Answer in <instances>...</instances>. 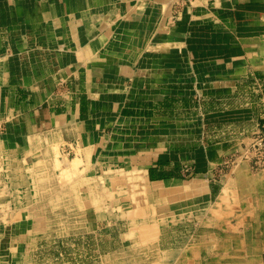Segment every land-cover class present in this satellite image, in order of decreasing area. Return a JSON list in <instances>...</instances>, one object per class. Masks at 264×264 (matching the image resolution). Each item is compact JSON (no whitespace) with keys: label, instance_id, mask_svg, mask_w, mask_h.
<instances>
[{"label":"crops","instance_id":"0c3cea01","mask_svg":"<svg viewBox=\"0 0 264 264\" xmlns=\"http://www.w3.org/2000/svg\"><path fill=\"white\" fill-rule=\"evenodd\" d=\"M174 2L0 0V151L83 160L90 225L125 204L119 171L162 211L213 200L222 158L264 124V0ZM11 229L0 264H31L29 222Z\"/></svg>","mask_w":264,"mask_h":264},{"label":"rangeland","instance_id":"374dc122","mask_svg":"<svg viewBox=\"0 0 264 264\" xmlns=\"http://www.w3.org/2000/svg\"><path fill=\"white\" fill-rule=\"evenodd\" d=\"M192 1L196 0H175L173 5L191 6ZM247 137L233 143L214 170L220 195L213 200L200 199L180 211H162L148 201L142 184L136 179L131 183V174L119 171L121 179L110 180L109 198L122 192L117 186L130 178L120 197L125 204L110 206L92 225L85 221L82 207L74 205L78 197L84 198L85 178L92 176L85 174L83 160L55 147L53 163L28 166L0 151V229L6 224L10 232L15 220L29 222L31 264H183L185 258L177 261V256L187 246L195 249L188 264L198 260L209 264L213 258L226 264L227 251L216 255L215 244L224 243L231 232L250 257L261 254L264 259V124ZM94 171L96 184L102 186L99 171H106ZM105 176L114 174L109 171ZM238 193L241 202L236 204Z\"/></svg>","mask_w":264,"mask_h":264},{"label":"bare ground","instance_id":"6f19581e","mask_svg":"<svg viewBox=\"0 0 264 264\" xmlns=\"http://www.w3.org/2000/svg\"><path fill=\"white\" fill-rule=\"evenodd\" d=\"M14 162V161H13ZM15 173V171H14ZM241 175V174H240ZM18 176V174H17ZM248 176V175H247ZM260 176V175H259ZM20 178V177H19ZM236 179V178H235ZM241 179V178H240ZM239 179V180H240ZM248 179V178H247ZM251 179V178H250ZM20 180V179H19ZM243 180V179H242ZM4 181V180H3ZM21 181V180H20ZM17 182V181H16ZM22 182V181H21ZM5 183V182H4ZM246 183V182H245ZM22 184V183H21ZM263 184V183H262ZM247 186V185H246ZM229 187V186H228ZM256 187V186H255ZM17 188V187H16ZM246 188V187H244ZM34 189V188H33ZM259 189V187H258ZM15 190V188H14ZM141 190V189H140ZM260 190V189H259ZM255 191V190H254ZM20 192V191H19ZM247 192V191H246ZM141 193V192H140ZM252 193V192H251ZM16 194V193H15ZM38 194V192H37ZM253 195V194H252ZM23 197V196H22ZM38 197V196H37ZM145 197V196H144ZM262 198V197H261ZM21 200V199H20ZM220 200V199H219ZM259 200V199H258ZM18 201V200H17ZM37 201V200H36ZM261 201V200H260ZM240 201L239 193L236 194V201L235 203L238 204ZM213 203V202H212ZM264 205V202H262ZM221 205V204H220ZM229 206V204H227ZM248 205V203H247ZM261 206V205H260ZM154 207V206H153ZM212 207V206H211ZM237 207V206H236ZM235 207V208H236ZM251 207V206H249ZM209 208V207H208ZM211 209V208H210ZM154 210V209H153ZM214 209H212L213 211ZM219 211V210H218ZM248 212V211H247ZM154 213V212H153ZM151 214V213H150ZM157 214V213H156ZM231 212L228 214V216H231ZM154 216V215H153ZM163 217V216H162ZM202 217V216H201ZM203 218V217H202ZM225 219V218H223ZM153 220V219H152ZM213 220V219H212ZM230 220V218H229ZM207 221V220H206ZM222 221V220H221ZM208 222V221H207ZM153 223V222H152ZM157 223V222H156ZM155 223V224H156ZM147 227V225H145ZM144 226V227H145ZM142 227V226H141ZM42 228V227H41ZM38 230V229H36ZM235 230V229H234ZM236 231V230H235ZM230 232V231H229ZM234 234L231 232L230 234H227V238L225 239L224 243L217 242L215 244V250H216V255H220V251L226 252L227 251V256H226V264H264V259L263 255L261 254H256L254 257H250L249 253L246 250L241 249L240 243L236 240H233ZM227 240V241H226ZM233 249V250H232ZM181 250V249H180ZM195 253L194 247L187 246L186 248L182 249L180 251V254L177 256V261H182L183 258H185V263L183 264H188L189 260L192 259L193 254ZM154 257V256H153ZM157 262V261H156ZM201 260H198L196 264H200ZM222 262V261H221ZM182 263V262H181ZM225 262H223L224 264ZM209 264H220L216 258L212 259Z\"/></svg>","mask_w":264,"mask_h":264}]
</instances>
